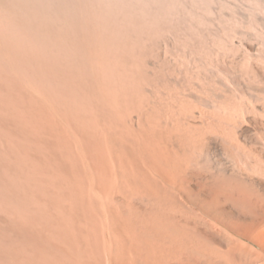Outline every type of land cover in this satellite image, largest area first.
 <instances>
[{"label": "bare ground", "instance_id": "1", "mask_svg": "<svg viewBox=\"0 0 264 264\" xmlns=\"http://www.w3.org/2000/svg\"><path fill=\"white\" fill-rule=\"evenodd\" d=\"M0 264H264V0H0Z\"/></svg>", "mask_w": 264, "mask_h": 264}]
</instances>
